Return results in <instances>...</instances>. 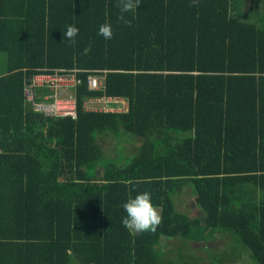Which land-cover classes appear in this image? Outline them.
Listing matches in <instances>:
<instances>
[{
	"label": "trees",
	"instance_id": "trees-1",
	"mask_svg": "<svg viewBox=\"0 0 264 264\" xmlns=\"http://www.w3.org/2000/svg\"><path fill=\"white\" fill-rule=\"evenodd\" d=\"M250 1L141 0L129 28L117 0H0V264H190L163 239L217 233L264 264V1L248 22ZM61 69L81 71L76 117L25 102L26 82ZM103 72L105 90H90ZM104 96L121 111L85 109ZM186 188L205 226L176 209ZM144 192L154 234L122 225Z\"/></svg>",
	"mask_w": 264,
	"mask_h": 264
},
{
	"label": "built area",
	"instance_id": "built-area-1",
	"mask_svg": "<svg viewBox=\"0 0 264 264\" xmlns=\"http://www.w3.org/2000/svg\"><path fill=\"white\" fill-rule=\"evenodd\" d=\"M81 71L54 70L42 72L35 75L31 81L24 86L25 102L35 112L46 117H66L77 115V89L83 81L78 77ZM106 72L103 75H89L87 79L88 88L92 91L105 90ZM115 101L108 97L89 99L84 107L92 112L118 111L119 108L111 106ZM96 104V105H95ZM98 104L103 105L101 108ZM122 104H126L122 101ZM95 105V106H94ZM125 109V106L123 107ZM121 111V110H120Z\"/></svg>",
	"mask_w": 264,
	"mask_h": 264
},
{
	"label": "rangeland",
	"instance_id": "rangeland-1",
	"mask_svg": "<svg viewBox=\"0 0 264 264\" xmlns=\"http://www.w3.org/2000/svg\"><path fill=\"white\" fill-rule=\"evenodd\" d=\"M263 1L264 0L250 1L254 10L251 11L252 15H250V17L246 16L244 18L245 21L254 22L260 17L262 13L261 10L263 9ZM102 106L103 105L98 104L99 108ZM124 106L125 104H122L121 107ZM108 142L109 140H106V143ZM136 148L137 145L128 144L125 154L132 155V153L137 151ZM194 200L191 188H186L181 196L175 197L176 209L190 218L199 219L201 225L205 226L204 213L196 205ZM158 211L160 213L159 209ZM162 250L169 258L173 259L175 263H178L179 260H186L190 264H216L213 260L219 257L222 259V264H254L247 252H241L240 254L239 252H237L238 254L232 253L233 241L231 236L226 234L217 233L213 236L212 240L207 243L202 241H189L186 239L184 241L179 239H163Z\"/></svg>",
	"mask_w": 264,
	"mask_h": 264
},
{
	"label": "clouds",
	"instance_id": "clouds-1",
	"mask_svg": "<svg viewBox=\"0 0 264 264\" xmlns=\"http://www.w3.org/2000/svg\"><path fill=\"white\" fill-rule=\"evenodd\" d=\"M141 0H117V7L120 10L118 20L125 27H132L135 19V11L140 7ZM199 0H192V6H198ZM133 13L132 19H128L124 14ZM98 34L106 40H111L114 36L112 26L110 24H102ZM79 35V29L75 25H68L66 31L63 32V40L67 39L70 45L76 44V37ZM62 40V41H63ZM89 49H84V54L87 55ZM152 197L148 192L138 194L135 198H129L123 205L127 216L122 219V225L133 232L141 233H156L158 227L162 223L156 206L151 202Z\"/></svg>",
	"mask_w": 264,
	"mask_h": 264
},
{
	"label": "crops",
	"instance_id": "crops-1",
	"mask_svg": "<svg viewBox=\"0 0 264 264\" xmlns=\"http://www.w3.org/2000/svg\"><path fill=\"white\" fill-rule=\"evenodd\" d=\"M248 17H250V16H248ZM248 17H247V18H248ZM1 73H2V70H1V68H0V74H1Z\"/></svg>",
	"mask_w": 264,
	"mask_h": 264
},
{
	"label": "bare ground",
	"instance_id": "bare-ground-1",
	"mask_svg": "<svg viewBox=\"0 0 264 264\" xmlns=\"http://www.w3.org/2000/svg\"><path fill=\"white\" fill-rule=\"evenodd\" d=\"M264 10V9H263ZM262 11V10H261ZM26 178V177H25ZM187 187V186H186ZM220 234V233H219Z\"/></svg>",
	"mask_w": 264,
	"mask_h": 264
}]
</instances>
